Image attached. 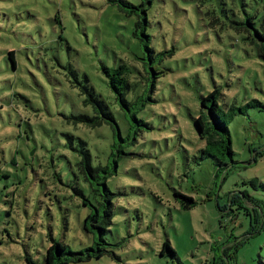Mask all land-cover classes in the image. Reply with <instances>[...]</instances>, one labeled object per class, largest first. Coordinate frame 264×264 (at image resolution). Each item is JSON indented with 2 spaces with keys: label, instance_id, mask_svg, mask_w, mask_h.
Here are the masks:
<instances>
[{
  "label": "rangeland",
  "instance_id": "374dc122",
  "mask_svg": "<svg viewBox=\"0 0 264 264\" xmlns=\"http://www.w3.org/2000/svg\"><path fill=\"white\" fill-rule=\"evenodd\" d=\"M122 1L0 0V264H46L52 239L106 248L71 264H175L166 242L179 264H264V57L242 25L264 32V0ZM122 65L128 109L103 71ZM215 90L232 160L203 158ZM110 204L102 243L88 217Z\"/></svg>",
  "mask_w": 264,
  "mask_h": 264
},
{
  "label": "trees",
  "instance_id": "16d2710c",
  "mask_svg": "<svg viewBox=\"0 0 264 264\" xmlns=\"http://www.w3.org/2000/svg\"><path fill=\"white\" fill-rule=\"evenodd\" d=\"M122 1V0H121ZM124 3L123 5L125 7H130L134 10H139L138 6H134L130 3H127L125 1H122ZM144 13V11H143ZM254 18L252 16H248L242 25L246 28V31L249 29H254L256 32V39L259 42V47L262 50V55L264 57V32H261L256 29ZM143 24V21L138 25L140 26ZM256 43V41H255ZM10 57L12 59V62L16 64L14 59V53L10 54ZM104 73L109 77L110 79V86L111 89L115 92L117 95V99L120 102L121 106L123 108L128 109L129 103L127 101V89H131V84L128 82V67L125 65L120 66L118 69H110L108 67L103 68ZM166 71V70H165ZM165 71H162V74L165 73ZM159 72L155 71V75H158ZM159 77V76H158ZM156 77L155 79H157ZM88 89V88H86ZM220 95L219 90H215L212 92L209 96H207L204 99V107L207 109L206 111H203V113L196 119V126L200 133V137L204 139L207 143V148L203 151V158L205 157H213L215 160H219V157H225L229 156L230 159H233L234 151L232 147V137L230 133L229 128V122L231 121L232 117L235 115V108L232 109L231 114L225 113V111H222L220 108V105L218 103V97ZM212 101V105H208L207 102ZM209 106V108L207 107ZM249 106H252V103L249 104ZM240 112L243 113V110L240 109ZM105 119H108V117H105ZM88 118H82V121L84 122H91L94 124V126L102 125V120L97 122V120H91ZM81 145L83 147L81 151L82 155V161L80 164V167L82 171L85 172L87 180L92 179L95 180V169L92 166V156L87 148V144L83 141H81ZM224 163H220V166H222ZM89 172V173H88ZM99 185H103L106 188V191L108 189L107 187V181L106 179L103 182H100ZM177 197L180 198L181 207L185 210L193 209L197 202L194 198L183 195L178 193ZM248 197V196H246ZM208 198H212V196H208ZM251 199V197L249 196ZM239 199L237 195H234L230 200V206L226 207L225 209L222 208L220 205L218 207L222 212H226L229 208L233 211L232 207L234 204H236V200ZM252 200V199H251ZM113 212H112V204H110L106 211V217L102 224L98 225L96 222V219L94 215L89 216L88 220H91L94 218V221L96 223L95 228L100 229V239L101 242L104 243V237L103 235L107 232V229H105V225H108L111 223ZM52 246L48 249L46 254V264H71V262H79L84 261L87 259H91L94 256V253L97 256H102L106 252L105 247H101L102 245H98L99 248H89V250L86 253L83 252H74L70 249V247L66 244L60 243L56 241L55 239H52ZM96 250V251H95ZM167 251L170 256L172 257L175 264H179L178 261V255L176 251L171 246L170 242H166L164 244L163 248V254ZM28 264H39L36 262L33 258L28 257L27 258ZM263 264V263H261Z\"/></svg>",
  "mask_w": 264,
  "mask_h": 264
}]
</instances>
